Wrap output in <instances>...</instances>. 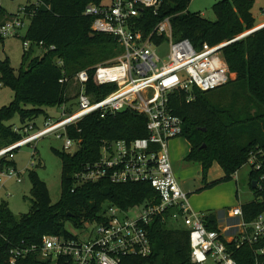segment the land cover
<instances>
[{"label":"trees","instance_id":"trees-1","mask_svg":"<svg viewBox=\"0 0 264 264\" xmlns=\"http://www.w3.org/2000/svg\"><path fill=\"white\" fill-rule=\"evenodd\" d=\"M104 1L36 0V3L24 6L31 22L23 39L30 41L31 47L24 49L18 70L12 66L9 57L0 59V81L15 92L14 100L0 108V149L22 138L14 131L15 124L10 123L16 115L22 125L35 123L41 114L48 118L50 115L44 107H61L70 102L69 84L78 71L117 55L120 46L115 37L106 33L92 36L93 17L85 14L89 4L101 5ZM191 1L163 0L158 15L151 9H142L140 16L134 19V30L148 37L157 23L168 16L171 17L174 39L187 38L195 45L206 42L216 46L257 27L252 12L254 0H217L213 5L216 20H209L200 12H191ZM14 15L8 14L0 5V21ZM4 40L5 37L0 36V41ZM152 40L161 44L166 37L154 34ZM36 47L44 50L42 55H33ZM221 52L230 77L234 78L209 91L194 87L190 92L194 96L191 101H187L188 92L177 90L171 95L170 107L184 121L182 136H186L190 144L185 159L201 165L205 180L214 162H218L225 174L221 180L229 181L242 165L250 163L252 154L264 162V27L228 43ZM65 77L70 78V82H61ZM228 85H235L236 91L231 98L232 103H240L236 105L237 109L220 102L217 104L207 97V93ZM115 88L114 84L97 85L92 79L87 84V93L99 100ZM241 96L248 98V103L241 104ZM147 122L146 115L126 109L116 113L95 111L68 126L67 135L79 147L74 153L54 149L63 164V190L59 201H52L47 183L36 169H31L32 206L29 212L16 215L6 201L0 203V264H48L37 254L12 263L10 247L12 244H40L44 235L68 236V224L80 228L86 221L99 219L105 203L132 210L156 202L157 191L149 182L114 183L101 179L76 184L74 178L84 164L98 159L104 141H132L148 136ZM262 175L264 163L261 170L251 164L250 184L255 199L241 205L248 221L264 211ZM253 181L259 183L255 188ZM205 220L209 229H217V216L207 214ZM149 238L153 247L149 264H191L186 230L157 219L149 225ZM252 256L253 249L249 246H243L233 254L239 264H249L247 258ZM59 262L68 264L62 258Z\"/></svg>","mask_w":264,"mask_h":264},{"label":"built area","instance_id":"built-area-1","mask_svg":"<svg viewBox=\"0 0 264 264\" xmlns=\"http://www.w3.org/2000/svg\"><path fill=\"white\" fill-rule=\"evenodd\" d=\"M162 4L163 0L89 4L85 14L93 17V31L112 35L125 52L114 62L80 70L72 77L71 82L79 86L77 109H69V102L64 103L59 107L60 117L49 116L42 127L33 122L15 126L14 131L22 138L0 149L1 189L5 180L22 181L21 172L15 166V152L20 147L57 134L65 135L64 150H70L78 143L67 135L68 126L95 111L116 113L130 109L147 116L148 136L132 141H104L98 159L84 164L75 173V182L101 179L114 183L149 182L157 191V201L132 210L105 203L102 216L86 221L75 233L44 235L40 244H12L9 250L12 263L37 254L48 264H60L61 258L68 264H149L153 254L149 225L159 219L188 232L191 264H239L233 254L243 246L253 249L252 258H247L249 264H264V211L248 221L242 207H234L229 210L224 227L218 220L217 229H209L205 222L207 213L193 209L189 194L173 170L168 145L172 138L182 135L184 121L173 113L171 95L183 90L188 92L187 101H191L194 96L190 92L194 87L209 91L228 83L229 67L221 49L229 42L212 46L206 42L195 45L187 38L176 40L168 16L157 23L148 37L134 30V19L142 9H151L158 15ZM25 16L23 7L18 14L0 21V36H19ZM154 34L166 37L169 43L166 57L159 54L162 43L153 42ZM30 47V41L26 40L24 48ZM92 79L97 85L114 84L116 88L95 100L87 93V84ZM61 82H70V78H62ZM250 163L261 170L264 162L252 154Z\"/></svg>","mask_w":264,"mask_h":264},{"label":"rangeland","instance_id":"rangeland-1","mask_svg":"<svg viewBox=\"0 0 264 264\" xmlns=\"http://www.w3.org/2000/svg\"><path fill=\"white\" fill-rule=\"evenodd\" d=\"M108 1V0H106ZM217 0H192L190 3L191 12H200L209 20H216V14L213 5ZM254 13L256 16L264 13V0H255ZM36 3V0H0V5L8 14H18L20 10L27 4ZM6 19L8 17H5ZM31 18L24 17V26L19 31V36L6 37L4 41H0V59L10 58L12 66L18 70L23 62L24 42L23 37L29 28ZM260 26L257 24V27ZM95 33V32H93ZM169 51V43L165 41L158 47V52L162 57H166ZM44 50L36 47L33 52L34 56L42 55ZM125 52L123 48L116 51L115 57H109L100 60L92 67L100 63L114 62L117 56ZM234 77H231L233 79ZM79 86L75 81L70 82L68 95L70 102L69 109H77L76 96ZM236 91L235 85H228L207 93V97L215 103L224 104L231 108L237 109L236 105H240L232 100L233 92ZM15 97V92L4 86L0 81V108L10 104ZM241 104L248 103V98L241 96ZM45 112L55 118L60 117L61 110L59 107L46 106ZM241 110V109H240ZM253 111V109H252ZM46 120V114L39 115L34 122L38 127H42ZM15 126H22L19 115H16L11 121ZM58 134H62V131ZM66 137H59L57 134H50L41 137L33 144L20 147L15 152V166L21 172V182L15 179H8L2 183L0 189V203L6 201L9 208L16 215L29 212L32 206V182L30 180V170L36 169L39 176L44 180L50 190L52 201L58 202L62 196V160L54 152L64 150ZM169 153L173 170L178 178L183 190L189 194L191 206L196 211L205 212L210 215L217 216L219 225L224 227L228 223V212L234 207L241 206L255 199V192L250 184L251 164L246 163L234 174L229 181H222L225 176L223 169L218 162H214L209 170L206 180L203 178L201 165L197 162L186 160V156L190 151V144L186 136H177L169 141ZM78 145H74L67 152L74 153L78 149ZM39 163V166L35 165ZM217 183H214L216 182ZM214 183V184H213ZM210 185V186H207ZM67 228L70 232L75 233L76 228L68 224Z\"/></svg>","mask_w":264,"mask_h":264},{"label":"water","instance_id":"water-1","mask_svg":"<svg viewBox=\"0 0 264 264\" xmlns=\"http://www.w3.org/2000/svg\"><path fill=\"white\" fill-rule=\"evenodd\" d=\"M262 27H264V24H263V25H260V26H258V27H256V28H254V29L251 30V31H248V32L244 33L243 35L237 37L235 40L240 39V38H242V37H244V36H246V35H248V34L254 32V31H256V30H258V29H260V28H262ZM91 35H92V36H95L96 34H95V33H92ZM235 40H233V41H235ZM231 42H232V41H231ZM229 43H230V42H229ZM227 44H228V43H227ZM227 44H225V45H227ZM222 47H223V46H222ZM222 47H221V48H222ZM256 185H257V181H253V182H252V186H253V188H255Z\"/></svg>","mask_w":264,"mask_h":264},{"label":"crops","instance_id":"crops-1","mask_svg":"<svg viewBox=\"0 0 264 264\" xmlns=\"http://www.w3.org/2000/svg\"><path fill=\"white\" fill-rule=\"evenodd\" d=\"M255 1V0H254ZM111 2V0H108V1H104V3H110ZM256 2V1H255ZM254 7H255V4H254ZM254 7H253V9H252V12H253V15H254V17L256 18V22H257V24L258 25H263L264 24V13H262L261 15H259V16H256L255 15V13H254ZM263 11H264V9H263ZM181 185V184H180Z\"/></svg>","mask_w":264,"mask_h":264}]
</instances>
